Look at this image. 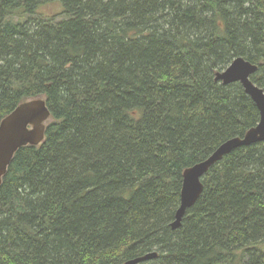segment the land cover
I'll return each instance as SVG.
<instances>
[{
	"label": "trees",
	"instance_id": "trees-1",
	"mask_svg": "<svg viewBox=\"0 0 264 264\" xmlns=\"http://www.w3.org/2000/svg\"><path fill=\"white\" fill-rule=\"evenodd\" d=\"M239 57L264 89V0H0V123L35 99L51 113L2 179L0 264H264V143L215 165L171 228L185 170L260 121L215 81Z\"/></svg>",
	"mask_w": 264,
	"mask_h": 264
},
{
	"label": "water",
	"instance_id": "water-1",
	"mask_svg": "<svg viewBox=\"0 0 264 264\" xmlns=\"http://www.w3.org/2000/svg\"><path fill=\"white\" fill-rule=\"evenodd\" d=\"M259 70L257 65L242 57L236 58L228 68L215 74V81L224 86L242 85L245 93L255 103L260 121L244 137L233 138L222 144L207 160L185 170L181 190V203L176 212L173 230L181 227L186 212L191 209L203 193V178L221 162L225 156L241 147L264 143V89L252 80ZM51 113L43 99H35L19 105L0 123V185L17 151L27 146H39L44 142L46 125ZM156 252L131 260L125 264H142L156 259Z\"/></svg>",
	"mask_w": 264,
	"mask_h": 264
},
{
	"label": "rangeland",
	"instance_id": "rangeland-1",
	"mask_svg": "<svg viewBox=\"0 0 264 264\" xmlns=\"http://www.w3.org/2000/svg\"><path fill=\"white\" fill-rule=\"evenodd\" d=\"M49 6H52L51 8H49V10H50V11H49L50 14H51V12L53 13V12H56V11L60 10V9H58L57 7L53 6L52 4H49ZM58 6H59V8L62 9L61 5H58Z\"/></svg>",
	"mask_w": 264,
	"mask_h": 264
},
{
	"label": "bare ground",
	"instance_id": "bare-ground-1",
	"mask_svg": "<svg viewBox=\"0 0 264 264\" xmlns=\"http://www.w3.org/2000/svg\"><path fill=\"white\" fill-rule=\"evenodd\" d=\"M14 2V1H13ZM10 4V3H9ZM16 5V4H15ZM66 16V15H65ZM37 18V17H36ZM73 18V17H72ZM156 252V251H155ZM157 253V252H156ZM144 256V255H143ZM140 258V257H139Z\"/></svg>",
	"mask_w": 264,
	"mask_h": 264
}]
</instances>
